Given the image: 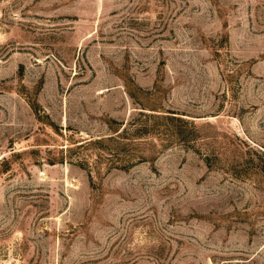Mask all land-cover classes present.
<instances>
[{
    "label": "rangeland",
    "instance_id": "374dc122",
    "mask_svg": "<svg viewBox=\"0 0 264 264\" xmlns=\"http://www.w3.org/2000/svg\"><path fill=\"white\" fill-rule=\"evenodd\" d=\"M0 264H264V0H0Z\"/></svg>",
    "mask_w": 264,
    "mask_h": 264
}]
</instances>
